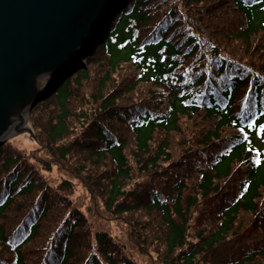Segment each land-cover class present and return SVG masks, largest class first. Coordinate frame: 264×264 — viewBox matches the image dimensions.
<instances>
[{
    "label": "trees",
    "instance_id": "16d2710c",
    "mask_svg": "<svg viewBox=\"0 0 264 264\" xmlns=\"http://www.w3.org/2000/svg\"><path fill=\"white\" fill-rule=\"evenodd\" d=\"M85 62L42 102L61 177L0 146V264H264V0H129Z\"/></svg>",
    "mask_w": 264,
    "mask_h": 264
},
{
    "label": "water",
    "instance_id": "95a60500",
    "mask_svg": "<svg viewBox=\"0 0 264 264\" xmlns=\"http://www.w3.org/2000/svg\"><path fill=\"white\" fill-rule=\"evenodd\" d=\"M126 2L0 0V146L15 135L16 125L24 126L17 133H31L26 125L31 109L84 66L101 18L110 16L95 46L105 40Z\"/></svg>",
    "mask_w": 264,
    "mask_h": 264
},
{
    "label": "rangeland",
    "instance_id": "374dc122",
    "mask_svg": "<svg viewBox=\"0 0 264 264\" xmlns=\"http://www.w3.org/2000/svg\"><path fill=\"white\" fill-rule=\"evenodd\" d=\"M98 46V45H97ZM96 46V47H97ZM95 47V49H96ZM85 58L82 59V64L84 65L85 63ZM96 75H97V71L95 72V75L93 74V72L91 73V77L92 80L89 81L88 83V86L89 87H86L85 89L83 90H89V88L91 89V86H94L95 84V79H96ZM95 78V79H94ZM113 78H115V76L112 77V80ZM115 83H113L112 85H114ZM111 86V85H110ZM117 86V84L115 85ZM71 90H75V86H73V88ZM50 97V96H48ZM48 97L40 100L30 111L29 115H28V118H27V122H28V119L30 117V115H33V118L35 120V124H37L39 128H41L40 130H38L39 132H37L36 130V127H34L33 123H32V128H33V131H32V134H29L27 132H20V133H17V131L19 130H22V128L24 126H20V125H16L14 127V129H12L11 131L15 133L14 136L8 138L3 145H5L7 148H14V149H17V150H20V151H23L29 155H32L33 154H36L39 156V158L41 160H44L45 162H42L41 161V165L40 166H45L44 164H48L50 166V171L53 173V175L55 176V178H59L61 177L62 175V172H61V169L57 166H52V163L55 161V157H52L54 159L51 158V156L49 154H52L51 151H48V149H44L45 147V139H44V132H45V126H46V120L48 119V117L50 116V114H52V109L47 106V105H43V101L46 100ZM27 127H30V125H28V123L26 124ZM31 128V127H30ZM44 129V130H43ZM42 130V131H41ZM41 131V132H40ZM17 133V134H16ZM9 149H6V152H8ZM55 163V162H54ZM64 164V162H62ZM61 163V165H62ZM58 164H59V161H58ZM63 167H61L62 169H65V171L68 169L71 171V174L74 173V170L73 168H85V172L87 175L89 176H92V166L90 163H88V158L86 156V154H80L79 157H70L64 165H62ZM45 168V167H44ZM97 169H101L103 170V168L99 167ZM104 175H107L108 174V170L104 171L103 172ZM76 178H79L77 177L75 174H73ZM101 182H103V184H105V179H102L100 180ZM74 185L71 186L73 187L72 190H73V195H74V200L75 201H82L83 203V206H84V210H90L92 207L94 206H91L89 207V204L87 203V199H88V196L90 195L92 199H96V196L98 198L101 199V195H102V189H103V186L101 187H97V190L98 191H95L94 189H92V191L90 190V192L86 191L81 183L78 181V180H74L73 181ZM101 189V190H99ZM104 190V189H103ZM98 192V193H97ZM83 197V198H81ZM157 224H159V222H156V224H152V228L154 230V227H157ZM111 230V229H110ZM112 231H114L115 233H117V231H115V228L112 227ZM160 234H158L159 236ZM160 237V236H159Z\"/></svg>",
    "mask_w": 264,
    "mask_h": 264
},
{
    "label": "bare ground",
    "instance_id": "6f19581e",
    "mask_svg": "<svg viewBox=\"0 0 264 264\" xmlns=\"http://www.w3.org/2000/svg\"><path fill=\"white\" fill-rule=\"evenodd\" d=\"M110 17V16H109ZM109 17L107 16V18L105 19V16L103 15V17L101 18V22L99 23V28H101V29H95L93 32H92V34H91V36H93V37H91L90 38V42H89V45H90V47L91 48H93L94 46H95V43L98 41V40H100L101 39V35H102V33H103V31H104V29L108 26L107 25V22H109V21H107L108 19H109ZM110 20V19H109ZM106 21V22H105ZM90 47L87 49V51L88 50H90Z\"/></svg>",
    "mask_w": 264,
    "mask_h": 264
}]
</instances>
